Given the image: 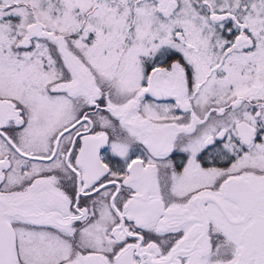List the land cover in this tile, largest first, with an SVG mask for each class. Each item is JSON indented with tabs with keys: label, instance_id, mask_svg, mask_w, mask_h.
<instances>
[{
	"label": "snow or ice",
	"instance_id": "obj_1",
	"mask_svg": "<svg viewBox=\"0 0 264 264\" xmlns=\"http://www.w3.org/2000/svg\"><path fill=\"white\" fill-rule=\"evenodd\" d=\"M0 264H264V0H0Z\"/></svg>",
	"mask_w": 264,
	"mask_h": 264
}]
</instances>
